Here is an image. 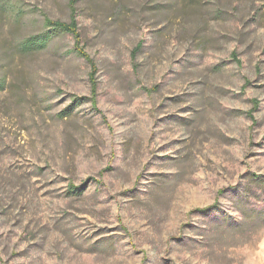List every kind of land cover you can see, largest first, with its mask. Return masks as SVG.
Here are the masks:
<instances>
[{"label": "rangeland", "instance_id": "374dc122", "mask_svg": "<svg viewBox=\"0 0 264 264\" xmlns=\"http://www.w3.org/2000/svg\"><path fill=\"white\" fill-rule=\"evenodd\" d=\"M68 1L0 0V264H264V0H78L61 117Z\"/></svg>", "mask_w": 264, "mask_h": 264}, {"label": "trees", "instance_id": "16d2710c", "mask_svg": "<svg viewBox=\"0 0 264 264\" xmlns=\"http://www.w3.org/2000/svg\"><path fill=\"white\" fill-rule=\"evenodd\" d=\"M77 2L78 0L68 1V6L70 10V17L68 21L53 20L51 18L45 17L43 20V30L40 33L28 35L20 42V48L24 52H33L47 47L52 37L56 33L70 34L74 38L76 45L74 49L77 52V54L85 58L88 62H90L91 71L89 77L91 82V91H90L91 94L89 96L72 95L71 103L65 109L59 112V115L61 117L69 115L75 107H77L84 101H90L94 107L96 106L97 103V92H96L97 83L94 79V72L96 70V66L90 59L89 55L85 52V50H83L81 47H78L81 37L77 22ZM137 49H139V45L134 48L133 52L135 53ZM251 181L261 185V183L264 184V177L258 174H251ZM84 188H85V183H81L80 185H70L69 187L70 191L78 194H81ZM211 208H214V206H211ZM205 209H209V207L202 208L200 210H205ZM256 212H260V211H256Z\"/></svg>", "mask_w": 264, "mask_h": 264}]
</instances>
